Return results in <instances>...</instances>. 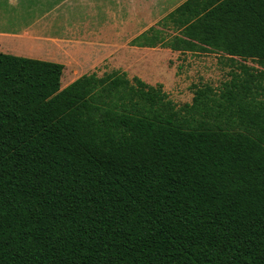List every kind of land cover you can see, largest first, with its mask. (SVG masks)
I'll return each mask as SVG.
<instances>
[{
  "label": "trees",
  "instance_id": "1",
  "mask_svg": "<svg viewBox=\"0 0 264 264\" xmlns=\"http://www.w3.org/2000/svg\"><path fill=\"white\" fill-rule=\"evenodd\" d=\"M162 23L241 71L177 104L118 69L63 87L64 64L0 52V264H264V77L246 64H264V0H184Z\"/></svg>",
  "mask_w": 264,
  "mask_h": 264
},
{
  "label": "rangeland",
  "instance_id": "2",
  "mask_svg": "<svg viewBox=\"0 0 264 264\" xmlns=\"http://www.w3.org/2000/svg\"><path fill=\"white\" fill-rule=\"evenodd\" d=\"M183 1L0 0V28L16 27L18 30L22 24L35 20L49 21L58 14L57 23L70 24L78 34L87 35L88 32L89 35L96 30L102 31L103 37H108L112 31H123L117 67L106 69H118L126 72L130 78L140 77L149 84L161 83L177 104H183L192 100L194 85L218 87L225 81L229 70L226 60L216 52L182 53L172 48L170 43L177 30L163 25L162 21ZM113 10L118 12L117 19L112 17ZM54 29L59 31V35L62 33L60 26ZM153 34L156 35L155 45H143ZM47 44L31 43L30 46L41 49ZM95 69L100 71L99 74L104 71L103 67ZM66 79L65 73L61 80L63 87L70 84Z\"/></svg>",
  "mask_w": 264,
  "mask_h": 264
},
{
  "label": "crops",
  "instance_id": "3",
  "mask_svg": "<svg viewBox=\"0 0 264 264\" xmlns=\"http://www.w3.org/2000/svg\"><path fill=\"white\" fill-rule=\"evenodd\" d=\"M10 1L14 2L15 0ZM112 17L113 19L118 18L116 10L112 11ZM58 19L59 15L57 14L49 21L35 20L26 25L22 24L18 30L16 27L0 28V52L62 63L65 65L62 78L66 73L67 83L73 82L83 74L92 72L99 74L100 71L96 70V67H103L104 71L100 74L109 71L106 68L117 67L116 63L119 62V53L122 49L123 31H112V35L108 37H103L102 31L96 30L89 35L88 32L87 35H82L74 32L70 24L57 23ZM1 21L0 16V24ZM56 26L62 28L60 35L59 31L54 29ZM31 43L41 46L43 43L48 44L40 49L39 46L37 48L30 46ZM226 64L229 66L227 79L229 71L237 70V67L231 66L227 60ZM246 64L253 68L254 73H261L264 77V64L254 61H246Z\"/></svg>",
  "mask_w": 264,
  "mask_h": 264
}]
</instances>
